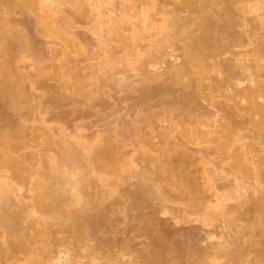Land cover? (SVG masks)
Segmentation results:
<instances>
[{"label":"rangeland","instance_id":"1","mask_svg":"<svg viewBox=\"0 0 264 264\" xmlns=\"http://www.w3.org/2000/svg\"><path fill=\"white\" fill-rule=\"evenodd\" d=\"M14 1L0 0V17L6 19L9 25V30L4 29L5 31L1 32L6 37L7 44L0 50V79L3 71L10 69L11 66L13 69L16 65L18 66V73L16 72L18 75L11 82L13 88L8 91L0 90V129L14 131L21 126L27 129L25 138L27 145L19 150L17 153L19 157H31L32 153L50 147L45 140L36 139L31 131L33 125L42 126V119L57 133L64 128L63 130L70 134L68 137L71 143L75 144L78 139L81 140L83 145L80 144L81 141H77L78 144L75 145L84 146L85 152L83 153L82 146H78L82 148L77 149L79 150L77 152L82 151V154L76 153L75 164L70 165L63 162L64 165L60 167L63 179L55 181L57 182L54 187L55 196L37 200L39 198L31 191L37 176L34 175L28 179L21 194L22 201H26L25 206L28 205L18 207L19 205L13 204L15 202H9L12 204L8 203L9 206H5L10 213L16 216L15 225L20 232L18 235H8L3 228L4 225L0 224V248L11 253L9 259L0 258V264H52L59 252L68 253L70 259L77 264H118L128 261L130 259L128 256L133 258L144 256L147 260L145 262L150 264H175L177 261L174 262V258H185L191 249L202 252L209 247L219 246L221 243H230V245H237L239 249L241 248L237 251L241 264H264V203H262L263 206L259 205V208L255 205L249 209L243 205L244 209L240 208L238 203L229 201L228 206L237 207V211L235 210V213L232 211L233 214L229 213L228 216L225 215L226 217L214 212L212 219L209 215H205L207 211L210 212V209H203L214 199V194L211 192V196L210 192H207V182L202 176V174H210L207 170H214V168L208 165L205 169L203 167L205 163L211 162L212 166L216 167L218 165L217 169L219 166L224 168L225 173L217 176L216 187L219 195L222 194L228 198L234 193L233 189H230L233 185V175H238L239 171L231 169V166L220 165L222 163L219 158L212 154L204 156L206 155L204 153L202 154L204 161L198 160L200 157L197 154L195 159L183 162L178 171L176 168L177 172L168 174L165 167L173 163L176 149L173 142H165L164 138L156 139L152 142L158 150L146 154L149 146L142 148L144 144L138 138L137 133L141 130L148 134V137L155 136L164 127L169 128L175 123L176 125L182 124L186 115L192 111H197L199 115L214 114L217 116L215 117L217 121H222L225 111L220 108L233 106L224 94L215 96V101L210 99L209 102L206 97L197 98L194 89L189 90L184 87L185 83H188L186 78L175 81L170 76H163L164 79L161 78L163 82L153 79L156 76L155 73L161 75L164 72L165 64L175 62L177 65L180 64L181 68L188 67L185 64L186 54L184 52L189 46L192 55L199 52L207 54L205 57H207L208 67L210 64L211 66L237 64L239 62L236 63V61L242 58L252 62L250 56L253 51L251 50L255 49L256 44L247 43L250 34L248 31L253 29L252 23L242 24L243 16L239 11L242 2L240 0H174V5L166 6V8L169 10L178 8L182 11L179 15L182 17L181 24L185 23L186 29H182L183 25L179 29L177 26H170L167 31L163 32L162 35L167 42L165 41L162 46V40H165L163 36L157 39L161 42L155 49L156 51L149 49V52L146 51V54L149 53L147 56L139 58L142 62L138 61L134 65L139 67L138 72L133 73L128 64L117 61L118 58H113L117 63L111 59L114 62L109 61L111 63L106 66L108 71L106 70L104 75L101 73L94 75L88 59L98 53L95 45L97 42L91 37L87 40L89 42L82 41L86 33L85 27L88 26L84 23L82 16L75 14V17L68 12L70 16L72 15L71 19L77 26L76 31L78 30L80 34L75 43L69 44L70 47L68 46L67 53L64 55L61 50L65 42L61 39L62 43L59 42L57 36V39H54L55 35L51 38L43 35L36 22L35 13L33 15L31 12L23 11L20 3ZM13 2L15 7L12 6ZM206 17L207 23L210 21L212 27L209 26L211 34L208 32V37H206L207 34L203 35L199 31V25L203 22L202 18ZM201 35L206 39L202 42L205 50L192 41L193 37ZM21 37L29 39L28 43L37 55V60L31 57L30 52L20 48L17 42ZM143 44L146 48L147 45L145 43L141 45ZM51 47L56 49L54 53H52L54 50L50 51ZM117 47L114 44L116 51ZM214 47H216V52H214ZM246 50L250 53L246 54ZM56 51L58 55L55 54ZM142 51L145 52L144 49ZM116 55L122 56L121 53ZM249 61H246L247 65H253ZM154 63L159 69L150 67ZM238 68L235 66L231 70V76L235 79L247 76ZM123 72H125L124 78H130L127 79L128 82L122 80ZM71 73L75 81L69 78ZM65 74L67 77L70 75L67 81L73 84L74 92L65 90L63 87L67 79ZM91 75H94V78ZM209 75L213 79L225 82L230 78L224 73L211 72ZM206 81L204 87L209 88L212 81ZM247 84L249 82L245 81L244 85ZM18 89L24 90L26 96L21 99L18 97L19 101L17 99L20 92ZM15 101H18L19 105L16 106ZM248 114L249 110L242 113L246 125L240 135L246 138L244 143L252 144L259 149L255 153L257 157L253 156V159L264 164V128L260 131L256 130L254 123L249 121ZM241 120H243L241 115L235 119L236 122ZM258 120L259 118H256V121ZM75 127L87 133L85 132L83 137H76ZM99 140L102 142L100 143ZM92 144L95 147L99 144L98 146L114 148L112 159L118 167H123L120 168L122 171L116 172L119 177L109 170L105 173V169L102 170L100 166H97L99 164L93 156L94 152L91 154L90 150ZM186 148L190 154L195 152V147L192 145ZM130 161L134 162L132 168L127 165ZM35 169L38 170L39 167L36 166ZM202 170H205V173ZM250 172L252 175L249 174V178L244 177L243 173L238 176L247 179V182L252 184L255 180V170ZM71 173L75 174L74 177H70ZM228 174L232 176L227 178ZM78 176L86 177L89 182L83 180L82 185H91L97 191H108L117 179L120 187L117 193H114L112 197L108 196L106 200L104 199L105 201L92 196L93 188L83 189L81 200H76L73 197L70 182L78 179ZM101 177L107 182L99 181ZM187 180H193V185ZM182 184L185 186L184 190L181 189ZM140 186H148L151 192L144 194ZM262 187L264 188V183ZM128 196H138V205L134 206L135 201L133 202ZM84 217L90 224L83 231L86 235H90V239H84L82 242L77 238L75 227ZM208 217L211 222L205 226L203 221ZM37 219L38 222H36ZM142 219L145 222L138 224L140 220L142 222ZM124 242L132 246L131 250L134 251H125ZM89 245L91 247L100 246V248L95 252ZM178 262L181 264L182 260Z\"/></svg>","mask_w":264,"mask_h":264},{"label":"bare ground","instance_id":"2","mask_svg":"<svg viewBox=\"0 0 264 264\" xmlns=\"http://www.w3.org/2000/svg\"><path fill=\"white\" fill-rule=\"evenodd\" d=\"M14 2H19L23 11L31 12L33 13V15L35 13L34 16L36 17V22L40 27L39 29H41L40 32L43 35L47 36V38L48 37L51 38V36L55 35L54 39L57 36L59 42L61 43L62 41L65 42V44L62 46L66 48L64 49L61 46V48L64 49L61 50L62 51L61 53H64V55L65 53H67L66 51L68 50L67 49L68 46L70 47L69 44L75 43V40L79 39V34H80L77 32L78 30L76 31L77 26H75L76 24H74V22L72 21L71 16L72 15L75 16V14L82 16L84 18V23L88 24L89 26L88 29H87L88 26L85 27L86 33L84 32L85 33L84 35L82 33L83 35L82 41L83 40L87 41L88 39L90 40L91 37L97 42V44L95 45L97 46L98 53L96 54V56L88 59V61L91 62L88 64H90L89 66L93 70L92 74L94 73V75L99 73L104 75L105 74L104 72L108 71V69H106V66H108L109 63H111L109 61H113L114 59L117 58H118L117 61L128 64L129 66L128 65L127 66L132 70L133 73H135V71L138 72L139 67L137 68L134 65L138 61H140L139 58L143 57L144 55L147 56L149 54V53L146 54V51L149 52L148 51L149 49L150 51H153L159 47L158 44L161 41L160 39L159 40L157 39L161 37L163 32L167 31L170 26L171 27L177 26L179 29V27H182L183 25L182 29L183 28L186 29L184 27L185 23L181 24L182 17L179 14L182 11L179 10L178 8H172V10L166 8V6H172L174 0H160V1L158 0H16ZM14 2L12 3V6L15 7ZM240 2H242V7L240 8V10L239 9L238 10L241 12L243 16L242 24L248 25L249 23H252L253 30L251 31L250 29V32L248 31V34L250 33L249 38L247 39L249 42L246 40L249 45L256 44L255 49L251 50L253 51V53L251 52L252 56H250L252 62L249 61V59L243 60L242 58V60L238 59L240 61H236V63L239 62L237 64L231 63L224 66L216 65V64L211 66L210 64L209 67L211 68H209L206 62L207 57H205L207 56V54L204 55V53L199 52L195 55H192L189 46L188 50H186L187 49L186 48L185 49L186 52H184L186 54L185 64L188 67L181 68L180 64L177 65L175 64V62H172L169 65L165 64L166 68L165 67L163 68L164 72L163 73L161 72L162 73L161 75H159V73H155L157 77L154 76V79L152 78L153 80L155 79L158 80V82H160L159 80H162L163 82L164 79L163 76H167V77L170 76V78L171 77L174 78L175 81H180L182 79L184 80L186 78L188 79V83H185L184 87H186V89L189 90L190 88L194 89L193 91L195 92V96L197 98L201 97L200 99H204L202 97H206L208 101L210 99H214L215 96H219L221 93L224 94L225 96H227V99L233 104V106L231 108H225V107L220 108L225 111V116L223 117L222 121L221 122L217 121L215 118L217 116H214V114L199 115L197 111H192L186 115V118L182 124L176 125L175 123L174 125H170L169 128L164 127L163 129H160L155 136L148 137V134L142 132L141 130L137 132L138 138L144 144L142 148L146 145L149 146L148 148L149 150L148 152H146V154H148L149 152H150L149 154H151L153 150L154 151L158 150L157 146H155L152 142L156 139L164 138L166 139L165 142H170V141L173 142L174 147L176 149H175V154L173 155V163L165 167V169L167 170L166 173L168 174L170 172H172L173 174V172L176 171V168L178 171V168L181 166L183 162H185L188 159H195V155L197 154H199L197 156L200 157L198 158V160H202V161L205 160L204 156H209L210 154L215 155L216 158H219L221 160L220 162L222 164L220 165L231 166V169L234 170L236 169L237 172L239 171L238 175L240 173H243L244 177L249 178V176L252 175V172L250 171L255 170V174H254L255 180L253 181L254 183L252 184L248 183L247 179L245 180L244 178H239L238 175H233L234 176L232 182L233 185L231 184L232 186H230V189H233L234 193H232L233 194L232 197L230 196L228 198L222 194L219 195L217 193V187H216L217 184L216 182L218 180L217 176L225 173L224 168H221L219 166V169H217L218 165L216 167L214 165L212 166L211 162L205 163L206 165L203 166L205 167V169L206 167H208V165L211 166L212 169L214 168V170L211 169L209 171L207 170V172H209L210 174H206V175L202 174L203 179L205 177L204 180H206L207 182V186H208L207 192H210L211 196L212 193L214 194V199L209 204L207 203V207L203 208L206 210L210 209V212L207 211V214H205L206 216L209 215V217H211L214 214V212L215 214L218 213V215L220 216L222 215L228 216V214L231 213L232 211L233 213H235L237 207L234 208V206H228L229 201L231 202L233 201L236 204L238 203L237 205L240 206V208L243 205H246L247 206L246 208L248 209L249 207L252 208V206L254 207L255 205L256 206L258 205L257 208H259V205L261 206V204L264 203L263 200L264 188L262 187V184L264 183V164L263 163L260 164L259 163L260 161L253 159V156L254 158L257 157L255 153L258 152L259 149H257V147L252 144L244 143L245 141L244 139L246 138L240 135L241 132L245 129L244 126L246 125L245 118L242 115V113L248 110H249L248 118L251 123H254V128L258 131L264 128V0H240ZM68 12L72 15L70 16ZM85 20H87V22ZM202 21H203L202 24L200 23L201 25H199L200 26L199 31L202 32L201 34L203 35L207 34V36L206 35L205 36L208 37L209 36L208 32L211 34L210 29L212 28L210 21L209 23H207L208 22L207 17L202 18ZM8 28L9 25L7 20L4 19L3 17L2 18L0 17V50L5 44H7L6 37H4L3 33L1 34V32L5 30L6 31L9 30ZM183 32L185 31L183 30ZM196 38L193 37L194 39L192 40L193 43L200 46L199 48L203 50L204 48L202 42L204 41L205 38H202V35ZM60 39L62 41H60ZM163 39H165L164 36ZM28 40H29L28 38L21 37L20 39H18L19 42L17 43H19L20 48H23V50H25L26 52H30L31 57L34 60H37V55L34 53V50L32 49L31 45H29L30 43H28L29 42ZM165 41L166 39L164 41L162 40L163 42L162 46H164ZM142 43H145L147 45L146 48L144 44L143 46L141 45ZM114 44L118 46L117 51L116 48H114ZM214 48H215L214 52H216V47ZM54 49L55 48H52L50 49V51ZM113 49L115 51H113ZM143 49L145 50V52L142 51ZM55 50L52 53H54ZM69 50L71 51V49ZM246 52H247L246 54L250 53L248 52V50H246ZM119 53H121L122 56L116 55ZM55 54L58 55L59 53H57L56 51ZM177 57H175L176 61H178ZM114 61L116 62V60ZM246 61L251 62L253 65L250 64H249L250 66L247 65L248 63H246ZM235 66L236 67L238 66L239 67L238 69L241 72L243 71L244 73L247 74V76H245V74L242 73L243 76H245L243 77L244 80L243 78L235 79L233 76H231L230 72ZM150 67L156 69L157 66L154 63ZM16 72L18 73L17 65L14 67V69L11 66L10 69L8 68L5 71H3L2 73L3 76L1 78L2 81H0L1 91H8L9 89L13 88L12 87L13 83L11 82L16 79V75H18ZM125 72H123V79H122L124 81L130 79L128 77H125L126 79L124 78ZM211 72H216L218 74H223V73L228 74L230 78L228 79L227 82L216 80L211 78V76L209 75ZM66 75L67 74H65V76ZM70 75L71 77H69ZM70 75H68L69 78L71 79L75 78L74 75L72 76V73ZM94 75L91 76L94 78ZM62 76L64 77V74ZM68 77L66 76L67 79L64 82L65 84L63 87L65 88V90L74 92L75 89L73 84L67 81L69 80ZM148 79L151 78L148 77ZM205 80L207 81L209 80V82L212 81L211 82L212 85H210L209 88L204 87ZM245 81L249 82V84H247L246 86L244 85ZM19 91H18L19 94L17 93L18 101L21 98L26 97L24 90L20 89ZM18 101L17 102L15 101L16 106L19 105ZM240 115L241 117H243V120L236 122L235 119L238 118ZM256 118H259V120L256 121ZM46 123L47 122L44 119H42V126L40 124L33 125L31 131L35 135L36 139L45 140V143H47L50 147L43 148L40 152L32 153L31 157H27V156L19 157L17 155L19 150L21 148L26 147L27 145L25 141L27 129H25L24 126H21L14 131L13 130L10 131L5 128L0 129V224L4 225L3 228L5 229V232L8 235H18L20 230L15 225L16 216L12 214V212L10 213L9 210H7L8 208L6 209L5 206L8 207L9 205L7 204L9 202L12 203L15 202L16 204L15 203L13 204L17 206L19 205L18 207H20V205L25 206L24 202L26 201H22L21 194L24 189V186L28 183V179L34 175H37L33 183V188L31 190L33 194L37 195V197L39 198L37 200H41L42 198H51L56 195L55 193L56 191L54 192V187L56 186L57 182L55 183V181H61L63 179L60 173V167L64 165L63 162L65 164L69 163L70 165H73L75 164L74 158L76 156V153L82 154V151H80V153L77 151H79L83 147L84 150L83 153L85 152V148L84 146H82L83 142L81 140L78 139L77 141H81L80 144L82 145H75L76 143L78 144V142L76 141L75 144L71 143L69 141L70 137H68L70 134L69 133L67 134V132L63 130L64 128L60 130L61 133L60 132L57 133L56 130H54V128H52L51 126H47ZM75 132L77 135L76 137L78 136L83 137V135L87 133L86 131L83 132V130H81L79 127L76 128ZM60 134L61 136H59ZM65 137L68 138L65 139ZM72 138L75 139V137L73 136ZM101 142L102 141H100V143ZM93 144L92 146L90 145L91 146L90 150H91V154L92 152H94L93 156H95V160L99 164L97 166H100L102 170L105 169V171L106 170H109V172L112 171L111 173L113 174L115 173L116 176L119 177L117 173L118 171H122L121 169L123 167L120 166L118 167L114 159H112L114 148L106 147V146H98L99 144L96 145L95 147L93 146ZM188 145H192V147H195V152L193 151V153L190 154L187 150L188 147L186 148V146ZM78 146L79 147L82 146V147L79 148ZM87 152L88 151H86V153ZM204 153L206 155H204ZM202 154L204 156H202ZM93 156H91L92 159H94ZM96 162L94 163L95 165ZM132 164H134V162L130 161L128 162L127 165H129L128 167L132 168L133 167ZM36 166L39 167L38 170L35 169ZM204 171L205 170H202V172ZM105 173H107V171ZM74 175H75L74 173H71L70 177L72 176L74 177ZM228 176H232V174H228L226 177L228 178ZM83 180H86V182H88L87 178L84 176L81 178L80 176H78V179H75L74 181L70 182L71 191L73 193L74 199L76 200H81L83 189L93 188L94 193H92V196L93 197L95 196L97 199L101 201L102 200L105 201L108 196L112 197L114 193H117L119 189L118 187H120L119 183L117 182L118 181L117 179V181L111 184L108 191L102 192V191H97L96 188H94L91 185H88L87 183L86 184L88 186L82 185ZM99 181L107 182V180H105L103 177L99 178ZM188 181L190 180H187V182ZM192 181L193 180L190 181V184L193 185ZM181 186H182L181 189L184 190L185 189L184 184H182ZM140 187L144 194L151 192L148 186H140ZM12 195L14 197L15 195L17 196L15 197V200L13 199L14 197ZM128 197L132 199L133 202L135 201V204L133 203V205L135 206L139 200L138 196L135 197L128 196ZM236 204L235 206H237ZM209 217L207 218V220L206 218H204L205 220L203 221V224L205 226L210 224L213 216L211 217V219ZM38 221L39 220L37 219L36 222ZM143 222H145V220L142 219V222L140 220L138 224ZM89 224H90L89 221L84 217L75 227L78 234L77 238L82 242L84 239L85 240H87L88 238L90 239L89 237L90 235L89 236L86 235L83 231L87 229L86 227H88ZM138 224L136 226H138ZM86 236L88 237L85 238ZM124 244L125 245L123 247H125L124 249L125 251L126 250L127 251L130 250L129 252L134 251L131 250L132 246H130L128 243L124 242ZM91 248L96 252L99 250L100 246L93 245ZM240 249L239 247H237V245L233 246V244L230 245V243L229 244L221 243L219 246L209 247L203 250L202 252L200 251L198 252L194 249H191L187 252L185 258L177 257L176 259L174 258L173 261L174 262L177 261L175 264H180L178 262L180 260H182L181 264H241L238 258L239 253L237 252ZM141 255L143 254L141 253ZM9 257H11V253L6 249L0 248V258L9 259ZM128 257L130 259H128ZM128 257H127L128 261H124L118 264H150L145 262L146 259L144 256H140V257L135 256V258H133L132 256H128ZM52 264H77V263H74V261L70 259L68 253L63 254L62 252L61 253L59 252V254H57V258L54 259Z\"/></svg>","mask_w":264,"mask_h":264}]
</instances>
